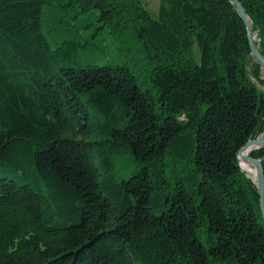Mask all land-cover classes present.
I'll use <instances>...</instances> for the list:
<instances>
[{"label":"trees","instance_id":"16d2710c","mask_svg":"<svg viewBox=\"0 0 264 264\" xmlns=\"http://www.w3.org/2000/svg\"><path fill=\"white\" fill-rule=\"evenodd\" d=\"M240 2L264 55V0ZM56 6L134 39L144 74L54 46ZM251 53L232 0H0V264H264Z\"/></svg>","mask_w":264,"mask_h":264},{"label":"rangeland","instance_id":"374dc122","mask_svg":"<svg viewBox=\"0 0 264 264\" xmlns=\"http://www.w3.org/2000/svg\"><path fill=\"white\" fill-rule=\"evenodd\" d=\"M141 1L152 14L155 15L157 13L160 0ZM47 6H49V4H47ZM56 7L57 10H60V12L56 13L58 19L52 21L50 25H45V31L47 32L54 46L63 43L65 40L78 38L81 41L86 42L85 46H82L80 48L81 56L84 61H92L96 63H107L111 61L112 63L117 64H127L136 74L141 71L142 72L139 74H144L145 70L147 69L145 59L142 56V53H140L134 39H130V41L125 42L124 48H119V42L109 33L107 27L96 28V25L99 23L95 20V17L91 11L79 12L77 7L75 8V10L64 9L59 6ZM252 35L255 44L258 46V44L256 43L257 41H259L257 33L252 32ZM251 55L252 59L249 62L250 74L254 82H256L259 87L264 90V68L252 53ZM257 62L261 65L260 78L254 76L255 64ZM263 131L264 127L262 132L258 136H260ZM258 136H256L255 138H257ZM261 147H264V142L259 148ZM251 152L252 151H249V153L247 154H251ZM243 170L245 171L247 176L250 177L252 181L257 185V175L256 178H254L247 172V170Z\"/></svg>","mask_w":264,"mask_h":264},{"label":"water","instance_id":"95a60500","mask_svg":"<svg viewBox=\"0 0 264 264\" xmlns=\"http://www.w3.org/2000/svg\"><path fill=\"white\" fill-rule=\"evenodd\" d=\"M232 1L236 5L240 16L242 17L244 23L246 24L247 35H248V39L250 42L252 54L256 57V59L259 61V63L264 68V55L261 53L260 49L258 48V46L254 42L252 30H251V25H250V20H249L247 13H246L245 7L240 2V0H232ZM263 142H264V131L257 138L249 139L238 150L237 156H238V160H239L240 156H242L243 158L252 160L254 162L256 168H257V187H258V193L260 196L259 202H260V209H261V212H262V215L264 218V168H263L262 160L260 158L252 156L251 154H244L243 153L244 148L249 147L250 151H253V150L259 148Z\"/></svg>","mask_w":264,"mask_h":264},{"label":"bare ground","instance_id":"6f19581e","mask_svg":"<svg viewBox=\"0 0 264 264\" xmlns=\"http://www.w3.org/2000/svg\"><path fill=\"white\" fill-rule=\"evenodd\" d=\"M250 148H244L243 153L247 154L249 153ZM240 159V165L242 166L243 169L247 170V172L252 175L254 178H256L257 175V170L255 167V164L252 160L246 159V158H242V156L239 157Z\"/></svg>","mask_w":264,"mask_h":264}]
</instances>
